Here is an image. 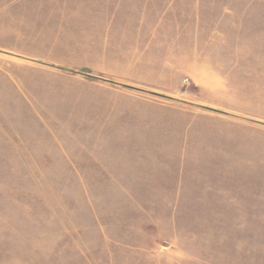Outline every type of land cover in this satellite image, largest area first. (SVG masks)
I'll return each instance as SVG.
<instances>
[{
  "label": "rangeland",
  "instance_id": "obj_1",
  "mask_svg": "<svg viewBox=\"0 0 264 264\" xmlns=\"http://www.w3.org/2000/svg\"><path fill=\"white\" fill-rule=\"evenodd\" d=\"M115 1L0 0V264H264V0L148 1L172 99L117 82Z\"/></svg>",
  "mask_w": 264,
  "mask_h": 264
},
{
  "label": "crops",
  "instance_id": "obj_2",
  "mask_svg": "<svg viewBox=\"0 0 264 264\" xmlns=\"http://www.w3.org/2000/svg\"><path fill=\"white\" fill-rule=\"evenodd\" d=\"M148 1H146L144 9L132 10L120 9L122 3L115 1L114 9L104 12L105 16L111 15L113 20L105 24V32L99 39V48L104 59L114 60L116 65L114 68L122 67L126 72H135L138 75L128 77L139 80L121 79L117 80L118 83L146 92L165 95V92H175L173 91L175 87L164 82V72L166 68H169V64L164 70L163 63L161 61L154 62L150 59L148 52L153 48L155 34L168 33V25L165 20L169 13L168 11L150 10ZM117 3L121 5L119 6ZM152 19H156V23H153ZM168 49L169 40L167 39L165 50ZM121 57H126V59H122L124 62H121ZM114 68H109V70ZM120 75L121 77L127 76L123 73L118 74V76ZM155 77L158 79L157 82L154 81ZM159 77L163 79L160 80ZM169 98L174 97L169 96Z\"/></svg>",
  "mask_w": 264,
  "mask_h": 264
},
{
  "label": "water",
  "instance_id": "obj_3",
  "mask_svg": "<svg viewBox=\"0 0 264 264\" xmlns=\"http://www.w3.org/2000/svg\"><path fill=\"white\" fill-rule=\"evenodd\" d=\"M124 87H126V88H128V89L136 90V91L145 92V91L139 90V89H137V88L129 87V86H124ZM145 93H149V94H151V95H154V96H157V97H161V98H165V99H172V98L165 97V96H162V95L157 94V93H151V92H145Z\"/></svg>",
  "mask_w": 264,
  "mask_h": 264
}]
</instances>
